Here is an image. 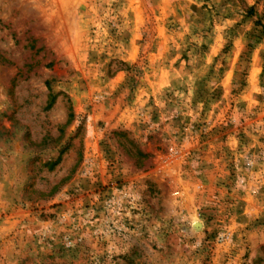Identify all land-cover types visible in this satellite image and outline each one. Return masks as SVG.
I'll return each instance as SVG.
<instances>
[{
  "label": "rangeland",
  "instance_id": "rangeland-1",
  "mask_svg": "<svg viewBox=\"0 0 264 264\" xmlns=\"http://www.w3.org/2000/svg\"><path fill=\"white\" fill-rule=\"evenodd\" d=\"M0 264H264V0H0Z\"/></svg>",
  "mask_w": 264,
  "mask_h": 264
}]
</instances>
